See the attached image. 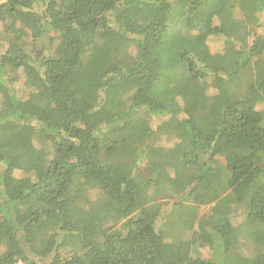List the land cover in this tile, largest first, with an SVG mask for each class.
Here are the masks:
<instances>
[{
    "label": "trees",
    "instance_id": "1",
    "mask_svg": "<svg viewBox=\"0 0 264 264\" xmlns=\"http://www.w3.org/2000/svg\"><path fill=\"white\" fill-rule=\"evenodd\" d=\"M1 1L0 264H264V0Z\"/></svg>",
    "mask_w": 264,
    "mask_h": 264
},
{
    "label": "rangeland",
    "instance_id": "2",
    "mask_svg": "<svg viewBox=\"0 0 264 264\" xmlns=\"http://www.w3.org/2000/svg\"><path fill=\"white\" fill-rule=\"evenodd\" d=\"M2 2H4V1H1L0 3H2ZM262 21H263V27H264V18L262 19ZM259 34L261 33V34H264V28L262 29V30H260L259 32H258ZM210 44V47H211V49L213 50V51H217L218 49H220L221 47H223V45H224V43H223V41L221 40V39H213V40H211V42L209 43ZM15 87H16V91H17V93H18V95H19V97L22 99V100H26V98H27V96H28V94H26L27 92H26V90L24 89V87L22 86V84H16L15 85ZM211 94H214V91H211L210 92ZM165 142H166V140H165ZM164 142V145H166V147H171L173 144H169V143H165ZM222 162H224V157H220L219 158V165L220 166H223L224 167V164L222 163ZM17 176H22V174L21 173H17ZM220 195H222V194H220ZM220 195H219V198H220ZM214 199H218V197H217V195H216V191L214 190ZM215 202H211V204H209V205H206V206H204L202 209H201V211H200V215H202V214H204V213H206V212H208L209 210H210V208H212L213 207V204H214ZM238 222L239 221H242V219H241V217H239L238 219ZM196 226H193L192 227V230L195 228ZM186 230H188L187 228H186ZM195 230H196V228H195ZM257 250V248H255V247H253V246H244L243 244H241L240 245V251H241V253L247 258V259H250L251 257H253L256 253H255V251ZM200 255L203 257V258H208L209 257V255H210V251H209V249H203V250H200Z\"/></svg>",
    "mask_w": 264,
    "mask_h": 264
},
{
    "label": "built area",
    "instance_id": "3",
    "mask_svg": "<svg viewBox=\"0 0 264 264\" xmlns=\"http://www.w3.org/2000/svg\"><path fill=\"white\" fill-rule=\"evenodd\" d=\"M17 264H23V263H21V262H18Z\"/></svg>",
    "mask_w": 264,
    "mask_h": 264
}]
</instances>
